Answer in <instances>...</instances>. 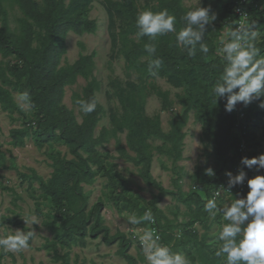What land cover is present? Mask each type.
I'll return each mask as SVG.
<instances>
[{
    "label": "trees",
    "instance_id": "1",
    "mask_svg": "<svg viewBox=\"0 0 264 264\" xmlns=\"http://www.w3.org/2000/svg\"><path fill=\"white\" fill-rule=\"evenodd\" d=\"M11 1L22 16L17 19L18 30H12L3 0H0V55L4 59L0 63V107L4 111L22 115V109L15 102L13 93L25 91L34 103L32 117L26 121V127L10 131L11 145L22 146L24 138L29 135L39 147L50 142L65 146L70 156L68 158L59 151L49 153L47 158L51 161L52 172L46 181L37 178L40 197L49 202L56 215L53 220L42 222V226L49 229L53 237L51 240L46 239L39 250L51 253L54 263L68 264L69 254H60L61 251L73 246L84 247L87 238L101 237L106 245L118 244L117 254L126 264H138L128 252L130 239L121 232L110 236L101 215L102 201L88 208V195L84 193L83 185L93 184L96 178H106L110 199L120 214L124 211L134 213L140 218L141 226L149 230L150 223L143 221L142 217L146 211L151 210L155 219L153 227L162 244L168 245L172 251L183 249L192 264H223V258L215 256L217 248L211 249L206 245L204 237L198 238L194 226L206 227L209 215L204 212V205L208 199H212L215 189L220 185L227 186L228 177L225 173L236 175V167L240 165L242 157L252 158L262 153L259 150L260 141L252 130L261 122V114L254 115L257 122L252 126L249 122L253 118H248V114L245 116L244 141L247 151L239 153L240 139L233 135L237 124V106L228 113L224 110L225 101L218 100L215 103L212 94L213 85L224 64L222 55L218 54V33L212 30V24L205 29L204 41L209 48L206 55L197 48V55L189 57L185 50L176 45L174 33L158 37L154 41L155 54H149L144 49V44L149 42L148 38L138 40L136 37L137 14L144 10L159 12L166 8L171 15H175L176 29L179 31L185 26L183 14L189 11L183 7V0H151L142 8L138 7L136 0H103L112 51L116 53L115 57L124 60L127 70L134 72L137 79L136 82H127L124 87L116 85L114 96L122 112L110 113V129L102 128L96 136L95 129L103 109L96 98L99 84L93 76L95 53L80 55L72 64L60 66L65 54L64 38L68 33L78 36L95 33L96 22L89 19L94 0ZM237 1L240 0H203L201 6L210 7V15H216L217 19L213 23H227L230 28H234V7ZM248 2L252 8L245 28L255 22L253 30H264V0ZM255 43L261 55H264V36ZM156 59L161 61L159 69L150 70L151 61ZM154 71L156 75H153ZM79 77L87 82L80 94L72 95L73 105L79 108L78 100L96 102V110L91 114L84 115L80 111L81 122L62 103L65 87L74 85ZM153 78L165 79L173 88L183 90V94L178 96L181 114L178 119L171 120L167 133L161 129L159 115L149 117L145 113L146 98L150 94L160 100L162 111L170 107L168 92L154 86L146 90L145 81ZM261 100L264 98L252 103L258 104ZM191 112L194 113L195 121L201 125L204 154L206 157L213 155L217 164L215 175L197 177L199 184L190 193H183L176 180L173 181L176 191L167 190L151 175L153 152L174 162L182 159L185 138L182 129ZM124 133L127 149L118 140V136ZM109 136L117 140L116 151L120 158L137 166L144 184L157 191L150 201L135 196L128 187V181L105 163L107 156L97 148L107 143ZM150 141H159L160 145L153 146ZM209 147L212 148L211 152H208ZM4 162L5 153L0 146V165ZM252 170L255 176L264 175V170ZM248 173L251 176L250 170ZM241 192L242 189L235 192L230 201ZM166 196L174 197L187 209L188 221L181 226V236L177 242L173 233L175 226L158 208ZM222 203L224 199L218 201V205ZM37 212L39 214V209ZM13 222L8 217L0 218V226ZM4 254L1 249L0 261ZM12 260L15 261L13 256Z\"/></svg>",
    "mask_w": 264,
    "mask_h": 264
},
{
    "label": "rangeland",
    "instance_id": "2",
    "mask_svg": "<svg viewBox=\"0 0 264 264\" xmlns=\"http://www.w3.org/2000/svg\"><path fill=\"white\" fill-rule=\"evenodd\" d=\"M136 2L138 7L142 8L146 3H151V0H136ZM202 2L203 0H201ZM221 2H225V0H221ZM3 4L8 14L10 28L17 31V19L22 16L21 12L11 0H3ZM182 5L185 9L192 10L199 6V0H183ZM251 6L248 0L244 4V11L247 16H250ZM89 19L96 22L97 28L95 33L81 36L68 33L64 38L65 54L61 58L60 66L72 64L80 55H88L91 52L95 53L93 76L99 84L96 98L103 109L101 120L95 129V135L97 136L102 128L110 129V113L122 112L121 106L114 96L116 85L120 84L124 87L127 82H136L137 75L132 71H128L124 60L121 57H115L116 53L112 51V43L108 30V17L103 0L93 1L89 12ZM229 28V24L212 23V30L218 33L216 42L220 43L222 39H228L226 33ZM262 36H264V30L259 31L257 41H260ZM3 61L4 59L0 55V63ZM86 82L85 79L79 77L74 85L67 86L64 89L62 103L74 113L78 122H81L82 115L79 108L73 105L72 95L75 93L80 94ZM144 86L147 91L154 86L158 90L168 92L169 94L170 107L165 111L160 109L161 102L154 94H150L145 102L146 115L149 117L159 115L161 129L167 133L170 130L171 120L178 119L181 114L182 107L178 96L183 94V90L173 88L165 79L161 78L147 79ZM13 97L20 107L22 101L17 98V94L15 93H13ZM259 104L251 103L247 107H243L240 104L237 105L235 111L237 124L233 135L239 138L242 131L246 133L243 127L247 114L248 118H253L249 122V125L252 126L257 122L254 119V115L260 113L261 122L252 130L255 133L256 139L260 141L261 147L259 150L264 153V109L259 108ZM22 113V115H19L16 112L4 111L0 107V146L5 153V162L0 165V218L8 217L14 221L13 223H5L0 226V236L14 234L10 230H21L24 232L33 230L35 235L32 237L28 249L19 253L4 251L5 254L0 264H60V262H53L51 253L39 250L46 239L51 240L53 237L49 229L42 226V222L53 220L56 217L49 202L40 197L39 180L46 181L52 172L51 161L47 158L49 153L59 151L68 158L70 156L65 146L50 142L44 143L39 147L29 135L24 138L22 146L13 147L9 137L10 131L12 129L25 128L26 121L32 117V111L26 112L22 110ZM182 132L185 134L182 159L174 162L166 156L153 152L150 171L152 177L165 189L176 191L173 183L176 180L183 193H190L199 184L197 177L207 176L205 175V169L207 168H212L215 171L217 164L213 155L206 157L204 154L205 142L202 139L201 125L195 121L193 112L189 114ZM118 140L127 149L125 133L119 135ZM116 143L117 140L109 136L107 143L97 149L100 153L107 156L105 163L128 181V187L135 196L144 201H150L157 194V191L144 184L138 174L139 168L137 166L120 158L116 151ZM150 143L153 146L160 145L159 141H150ZM211 151L212 148L209 147L208 152ZM241 167V165H238L236 172ZM243 170L247 173L246 178L250 179L251 176H255L254 170H250L251 176L248 173L249 169L245 168ZM31 171L34 172V175ZM83 191L88 195V208L97 201H102L103 209L101 215L104 225L109 228L110 236L115 235L117 232L123 233L131 241L129 254L138 261V264H147L142 251L140 237L145 232H151L154 236L158 235L156 229L153 227V223H150L149 230L141 226L140 223L130 224L128 217L135 214L127 211H124L122 214L118 212L110 199V191L107 187L106 178H96L93 184L83 185ZM247 191L242 190L243 196L246 195ZM231 202L229 199H224V203L220 206L230 204ZM158 208L163 212L167 220L175 226L173 233L175 242H177L181 236V226L188 221L186 207L174 197L166 196L158 204ZM37 209H39V214H37ZM33 216L37 218L35 224L32 223L31 218ZM224 223L226 221L219 215L215 219L209 216L206 227L195 225L194 230L198 238L204 237L206 245L214 249L218 248L216 237L220 227ZM147 243V241L144 242L145 245ZM117 250V243L106 245L101 237H98L97 239L87 238L84 247L73 246L71 249L61 251L60 254L65 252L69 254L68 264H126L117 254ZM177 251L187 256L183 249L178 248V250L173 252ZM12 256L15 261L12 260Z\"/></svg>",
    "mask_w": 264,
    "mask_h": 264
},
{
    "label": "clouds",
    "instance_id": "3",
    "mask_svg": "<svg viewBox=\"0 0 264 264\" xmlns=\"http://www.w3.org/2000/svg\"><path fill=\"white\" fill-rule=\"evenodd\" d=\"M210 12L211 8L201 6L199 0L198 7L183 14L182 21L185 26L177 31L176 17L168 9L159 12L150 9L141 11L135 19L136 37L138 40L147 37L149 42L144 44V49L149 54H155L154 41L158 37L174 33L176 45L185 50L189 57L197 55V48L206 55L209 48L204 41L205 29L217 19ZM255 27L254 22L247 28L243 25L229 28L226 33L228 39L220 42L218 54L222 55L224 64L217 82L213 85L212 94L215 103L218 100L225 101L224 110L228 113L234 111L237 104L247 107L253 101L264 98V55H261V50L255 43L259 38V32L253 30ZM160 64L159 59L152 60L150 70L159 69ZM153 75H156L155 71ZM17 98L22 101V110H33L34 103L27 91L18 93ZM77 104L84 115L96 110L95 101L78 100ZM258 107L264 109V100H261ZM240 165L242 167L236 175L225 173L228 177L226 191L246 181V195L223 206L218 205L215 198L208 199L203 210L213 219L219 215L226 221L216 237L218 248L215 256L223 258V264H264V175H256L246 180L247 173L243 170H264V153L252 158L242 157ZM205 175L214 176V170L205 169ZM31 219L33 224L37 222L36 217ZM142 219L149 223L155 222L151 210L146 211ZM128 222L139 224L141 220L130 215ZM10 232L14 234L0 236V249L11 253L28 249L29 241L35 235L33 230ZM140 240L147 264H192L184 253L173 252L168 245L162 244L158 235L145 232ZM145 241L148 242L146 245Z\"/></svg>",
    "mask_w": 264,
    "mask_h": 264
},
{
    "label": "built area",
    "instance_id": "4",
    "mask_svg": "<svg viewBox=\"0 0 264 264\" xmlns=\"http://www.w3.org/2000/svg\"><path fill=\"white\" fill-rule=\"evenodd\" d=\"M246 1L247 0L237 1L236 5L234 7V14L236 16V19H235L236 27L240 26V25H243L245 27V23L248 19V16L246 15V13L244 11V4L246 3ZM224 24L228 25L227 23H224ZM243 128L245 130V127H243ZM244 136H245V133L242 131L241 136L239 137V139H240L239 153H241V154H244V152L247 151L246 144L244 141ZM247 179H249V178H246V180ZM239 189L248 190V188L246 186V181L244 184L238 185V186L232 188L230 191H226L227 186L220 185L217 189H215L212 192V198H215L217 202L220 199H226V200L229 199L230 200V198L234 195V193L239 191ZM242 197H244L242 193L236 194V199L242 198Z\"/></svg>",
    "mask_w": 264,
    "mask_h": 264
}]
</instances>
